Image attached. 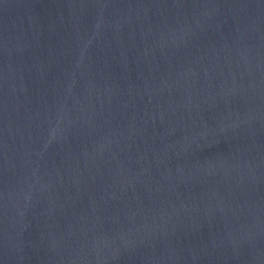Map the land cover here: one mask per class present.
<instances>
[{
    "label": "water",
    "instance_id": "water-1",
    "mask_svg": "<svg viewBox=\"0 0 264 264\" xmlns=\"http://www.w3.org/2000/svg\"><path fill=\"white\" fill-rule=\"evenodd\" d=\"M0 264H264V0H0Z\"/></svg>",
    "mask_w": 264,
    "mask_h": 264
}]
</instances>
